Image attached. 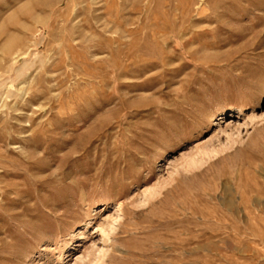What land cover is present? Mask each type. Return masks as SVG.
I'll return each instance as SVG.
<instances>
[{
  "label": "rangeland",
  "instance_id": "1",
  "mask_svg": "<svg viewBox=\"0 0 264 264\" xmlns=\"http://www.w3.org/2000/svg\"><path fill=\"white\" fill-rule=\"evenodd\" d=\"M0 264H264V0H0Z\"/></svg>",
  "mask_w": 264,
  "mask_h": 264
},
{
  "label": "bare ground",
  "instance_id": "2",
  "mask_svg": "<svg viewBox=\"0 0 264 264\" xmlns=\"http://www.w3.org/2000/svg\"><path fill=\"white\" fill-rule=\"evenodd\" d=\"M238 114L243 115V111H239Z\"/></svg>",
  "mask_w": 264,
  "mask_h": 264
}]
</instances>
